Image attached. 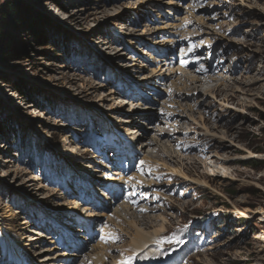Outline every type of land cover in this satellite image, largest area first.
I'll use <instances>...</instances> for the list:
<instances>
[{
    "label": "rangeland",
    "instance_id": "obj_1",
    "mask_svg": "<svg viewBox=\"0 0 264 264\" xmlns=\"http://www.w3.org/2000/svg\"><path fill=\"white\" fill-rule=\"evenodd\" d=\"M46 1L50 2L49 6H45ZM167 1L0 0V12L11 2H17L25 12L24 17L23 12L17 16L19 22L14 26H4L9 33L5 41L9 53L0 56V126L3 127L0 129V264H43L33 254L43 246L54 245L58 235L54 231L61 233L65 229L64 233L75 239V245L78 243L73 251L77 255L94 252V248L82 250L81 237H86L92 245L122 246L129 237L120 234L113 225L115 220L122 222L116 219L122 204L131 206V212L137 211L136 215H125L128 221L137 215L140 219L160 215L166 218L165 229L155 239L158 250L161 248L156 258L137 255L134 264H264V0H176L178 4L172 6L169 15ZM74 6L83 8L78 17L88 15L84 21L79 23L70 18ZM190 6L196 7L194 11ZM49 8L58 10L56 18ZM103 10L106 11L102 13ZM97 11L101 13L96 16ZM63 14L68 15L67 20L61 21ZM173 22L180 27L177 33L175 29L156 30ZM130 26L136 34L125 36V32H131ZM197 28L199 31L194 32ZM207 31L211 34L206 35ZM33 32L44 33L48 44L41 45L39 41L43 39H35ZM55 33L68 36L72 48L62 52L57 47ZM110 36L116 40L114 45H120L127 53L123 59L111 61L109 53L113 50H106L96 42L98 38L110 41ZM169 38L176 42L170 52L174 67L180 60L189 61L190 49L197 48L201 40L209 47L212 45L214 63L223 62L209 67V72L214 74L207 77L199 64V67L190 66L195 75L201 74L198 82L191 77L193 72L184 70L176 72L168 83L154 85L161 90L151 86L149 91L142 84L145 76L157 69L155 60L161 59L156 41ZM206 45L204 48L208 50ZM124 64L133 67L124 68ZM127 69L132 72H124ZM183 76L190 81L185 82ZM172 81L176 88L169 87ZM195 86L203 90L196 92L195 99H192L194 93L179 97V92L188 93ZM15 87L34 92L38 103L27 101ZM166 88L167 93L161 92ZM108 92L114 93L107 97L109 100L95 103L99 95L103 93L101 98H105ZM204 98L206 101H200L194 110H187V102L194 105ZM154 100L158 103L157 110L151 105ZM27 103L31 108L26 107ZM101 104L120 106L115 110L117 113L103 112ZM146 106L153 107L155 113L169 108L173 114L176 111L178 116L189 117L185 129L176 135L177 122L168 126L169 133L180 143L177 151L185 161L172 158L173 162L164 153L158 154L159 146L154 144L151 148L156 152L139 150L142 153L137 159L131 153L125 160L115 158L117 149L125 146L126 141L141 148L140 142L148 144L157 137L158 123L148 121L151 117L146 120L145 115H133L134 111L147 112ZM131 115L135 123L127 124L130 129L127 132L119 121ZM62 123L66 126L61 127ZM141 128L149 133L143 139L136 136L132 140L131 132ZM44 130L53 135L48 141ZM21 133H26V140L30 139L32 150L20 152L15 137ZM64 137L70 138L68 143L63 141ZM65 146L81 153L62 157L58 149ZM92 157L96 162L99 160V168L91 166ZM143 160L150 161L146 167ZM18 163L25 169L18 171L15 168ZM125 165L133 167V172L138 170L130 181L134 184L142 181L146 189L143 194L137 191L135 198L132 196L126 203L123 198L115 199L112 192L115 188L108 190L109 182H105L109 176L121 173ZM89 166L95 172L88 173ZM215 173L225 177L214 176ZM32 175L40 177V181L32 182L35 185L29 189L23 183ZM52 190L59 193L55 196ZM70 201L80 207L89 206L88 212L110 213V217L87 220L84 215L80 217L81 209H71L73 214L63 213L62 210L76 205ZM152 207L153 211L148 210ZM147 220L151 221L143 219V223ZM160 220H153L154 224L160 225ZM88 227L94 240L86 230ZM155 229L147 228L152 232ZM35 233L41 235L42 241L28 247L25 239ZM187 240L193 244L191 248L182 244ZM202 241L207 243L206 247L205 244L199 247ZM120 248H110L107 252L114 256L113 250L116 251L126 262L134 260V253L127 254V245ZM80 258L67 259L71 263L63 261L95 264L88 261L89 256ZM105 260L111 262L107 256Z\"/></svg>",
    "mask_w": 264,
    "mask_h": 264
},
{
    "label": "bare ground",
    "instance_id": "obj_2",
    "mask_svg": "<svg viewBox=\"0 0 264 264\" xmlns=\"http://www.w3.org/2000/svg\"><path fill=\"white\" fill-rule=\"evenodd\" d=\"M154 1H160V0H154ZM206 2V1H205ZM49 1H46L44 4H45V6H49ZM151 3H153L154 4V2H150V4ZM178 4V2L176 1V0H169V1H167L166 2V7H167V11H166V14L167 15H169L171 12H172V6H176ZM198 3H196L195 5H197ZM209 4V3H208ZM160 5V4H159ZM150 6H152V5H150ZM154 6H156V5H154ZM183 6V5H182ZM53 7V6H52ZM62 7V6H61ZM191 7V10L192 11H194V9L196 8H192V6H190ZM194 7V6H193ZM65 7H62V9H64ZM198 8V7H197ZM73 10H71V12H70V18L72 19V20H76V22H81V21H84L87 17H88V15H86L85 14V16H83V17H78V15H80V13L82 12V10H83V8L82 7H76V6H74V8H72ZM49 10H51V11H49V13L50 12H52L53 11V13H55V18H56V15H57V13H59L58 12V10L55 12V8L53 9V8H49ZM197 10H199V9H197ZM217 10V9H216ZM104 11H106V10H103L102 11V13L104 12ZM159 11H161L162 12V10H160V8H159ZM158 11V12H159ZM208 11V10H207ZM98 13H101V11L100 12H96L95 14H96V16H97V14ZM206 13V12H205ZM90 14H92V13H90ZM54 15V14H53ZM92 15H94V14H92ZM175 15V14H174ZM177 15V14H176ZM175 15V16H176ZM207 15H209V14H207ZM68 15H66V14H63V18H61V21L62 20H67L66 19V17H67ZM192 17H193V15H191ZM192 17L191 18H189V20H190V22L192 21ZM208 17V16H207ZM215 17V16H214ZM184 18H187V16H185ZM58 19V18H57ZM206 19V18H205ZM208 19V18H207ZM202 20V19H201ZM59 21H60V19H59ZM209 21V20H208ZM210 22V21H209ZM113 24H117V22L116 23H113ZM124 27V26H123ZM177 27H179V25H178V23L177 24H175L174 22L173 23H170V24H167L166 26H163V27H158L156 30H162V29H167V30H169V31H172V30H174L175 29V32L177 33V31H178V29L180 28H177ZM176 28H177V30H176ZM199 28V27H198ZM197 28V29H198ZM126 30V29H125ZM130 30H131V32H125V36L126 35H133V34H136L134 31H135V29L133 28V26H130ZM199 31V29L197 30V31H194V32H198ZM159 32V31H158ZM181 32V31H180ZM108 34H111V33H108ZM206 35H210L211 34V32H206L205 33ZM121 35V34H120ZM111 37V36H110ZM132 39H134V38H132ZM177 40V39H176ZM180 41V40H179ZM96 42H98V43H100V44H103V47H105L104 49H106V50H113V52H111V53H109V59L111 60V61H116V60H118V59H123L125 56H127V53L124 51V50H122V49H120V45H118V46H116V45H114V44H116L115 42H116V40L114 39V38H112L111 37V39H110V41H106L105 39H102V38H98V40L96 41ZM178 42V41H177ZM207 42H208V40H207ZM156 43H157V46H158V48H156L157 49V51H158V55H159V57H161V59H159V60H155V64H157L158 66H157V69H152L151 70V72H152V74H148L147 76H145L146 78H144V83L142 84L144 87H146L147 86V88L148 87H151V86H153V88L155 87V89H156V87L157 88H159L158 86H154L155 84H159L160 86H162V84H164L165 82H169V80H171V79H173V77L176 75L175 73L177 72H183L184 70L186 71V72H190V73H194V71L190 68V66H194V65H192L189 61H178L179 62V64H178V62H177V64H178V66L176 65V67H174L173 66V63H172V59L170 60V58H171V51H172V49H173V47H174V43H176L174 40H172L171 38H169V39H167V40H165V41H162V40H158V41H156ZM160 47H162L163 49L161 50V48ZM165 48V49H164ZM171 52V53H170ZM187 59H188V57H187ZM175 61V60H174ZM123 67L124 68H132L133 66H131V65H127V64H124L123 65ZM137 68H140V69H142V67H137ZM196 68V67H195ZM202 68H204V67H202ZM229 69V68H228ZM132 72V70L131 69H127V70H125L124 72ZM201 71L203 72V73H205V70L204 69H201ZM200 71V72H201ZM192 73V75H191V77L193 78V79H195V82H198L199 81V79H200V75H195V73L193 74ZM120 75H117V77H119ZM204 76V75H203ZM183 78H185V79H187L185 82H187V81H190V79L189 78H187V76H183ZM118 79V78H117ZM192 79V80H193ZM253 79V78H252ZM231 81V80H230ZM254 81H257V79H254ZM192 82V81H191ZM173 85L172 86H169L170 88H176L175 86H174V81H172L171 82ZM176 83V82H175ZM103 86V85H102ZM160 89V88H159ZM148 90H149V88H148ZM161 90V89H160ZM181 90V89H180ZM149 91H151V89L149 90ZM199 91H201V92H203V90H200L199 88H197V86H195V87H190V89L188 90V93H182V92H179V97L180 98H182V97H189L190 95H191V93H194L193 95H192V99H195V94H196V92H199ZM81 92L82 93H88V94H90V92H87V91H85V90H81ZM161 92H165V93H167V88L165 89V90H162ZM170 94H171V92H170ZM82 95V94H81ZM114 95V93L113 92H108V94H106L105 95V98H101L102 96H104L103 95V93H102V95L100 96L99 95V97H98V100H96L95 101V103H101V101L103 100V99H106V100H109L107 97H112ZM14 97H15V94L13 95ZM83 96V95H82ZM171 96V95H170ZM173 96V95H172ZM206 96H207V93H206ZM11 97H12V94H11ZM206 99L207 98H204L203 100H199L198 99V101H195V104L194 105H189L188 104V102H187V110H189L190 112L192 111V110H194V108H195V106L196 105H198V104H200V101L201 102H204V101H206ZM111 100V99H110ZM197 100V99H196ZM189 102H191V101H189ZM125 103H127V102H124V104ZM171 104V103H170ZM172 104H174V103H172ZM151 105H153V106H156V110H157V105H158V103H157V101L156 100H154V101H151ZM175 105V104H174ZM174 105H172V107L171 108H175L174 107ZM212 105V104H211ZM31 106V104L30 103H27V105H26V107L27 108H31L30 107ZM101 106L103 107V109L102 108H100V110H103V112H113L114 111V113H117L118 111H115V110H117V108L120 106H117V107H110L109 105H107L106 106V104H101ZM116 106V105H115ZM122 106V105H121ZM135 108V107H134ZM182 108V107H181ZM144 110H146L147 112H143V114L142 113H139L138 111H134V116H138V117H141V116H143V115H145V119L146 120H148L150 117V119L148 120V121H150V122H152V121H154V122H156V123H158L159 125V127L158 128H156L155 129V131H156V134H157V137L156 138H154V139H152L151 140V142H149L148 144L147 143H145V142H140V144L142 145L141 146V148L140 147H135V144L133 145L132 143H130V142H125V146L123 145V146H121L120 148H118L117 149V152H116V156H115V158L116 159H118V160H125L127 157H128V155L131 153L132 155H134V156H136V159L138 158V154H141L142 152H149V153H152L153 151H155V149L154 148H151V146H152V144H154V146L155 147H157V146H159V151H158V154L159 153H164L167 157H169V159H171L172 160V158L175 160V161H178L179 159H181V160H183V161H185L186 159L185 158H183L182 157V155H180L179 153H178V151H177V148H178V145L180 144V143H178L177 141H175V138L176 137H174L176 134H178L179 132H181L182 130H184L185 129V125L187 124V121L186 120H188L189 119V117L187 116V117H184V116H178L179 114L176 112V111H174V114H173V111H171V112H169V108H168V110H159L158 111V113H155L154 112V108L152 107V108H150V107H148V106H146V107H144ZM150 111V112H149ZM133 115H131L128 119H125V120H120L119 122H121V124L122 125H124L125 126V130L128 132H130V129H129V127L127 126V124L128 123H130V124H134L135 123V117H133ZM240 115V114H239ZM163 119H165V120H163ZM202 119L203 120H205L203 117H202ZM161 121H163V123H165V125H163L162 126V123H161ZM174 121H176L177 122V124H175L174 125V129H175V135H173V134H171V133H169V129H168V126H169V123H172V122H174ZM185 122V123H184ZM60 126L61 127H63V126H66V125H64L63 123L62 124H60ZM140 127V126H139ZM161 127H163V128H161ZM178 127V128H177ZM208 127V126H207ZM147 128H151L150 126L149 127H147ZM79 129V128H78ZM77 129V130H78ZM137 129V128H136ZM142 130H133V132H131V136L130 137H133L132 138V140H135V137L137 136V139L138 140H140L141 138L143 139V137H144V135H146V134H148L149 133V131H148V129H147V131L146 130H144L143 128H141ZM152 129H154V128H151V130ZM209 130H210V127L208 128ZM73 130V129H72ZM71 130V131H72ZM141 132V133H140ZM163 132H165V134L163 133ZM43 133H44V135H45V140L46 141H48V139H50V138H52L53 137V135H52V133H51V131H47V130H44L43 131ZM153 137V136H152ZM151 137V138H152ZM44 138H41V140L42 141H44L43 139ZM118 138H119V136H118ZM122 139V138H121ZM225 139H227V138H225ZM69 140H70V138L68 139V138H63V141H65V143H68L69 142ZM129 140V139H128ZM122 141H123V139H122ZM137 141V140H136ZM179 141H184V140H179ZM138 142V141H137ZM116 143V142H115ZM134 143V142H133ZM124 144V143H123ZM160 144V145H159ZM175 144V145H174ZM157 145V146H156ZM116 147H117V145H116ZM59 153L61 154V156L63 157V155H67V154H76V155H79V153H81V152H79V150H77V149H71V148H67L66 146L65 147H63V148H61V147H59ZM67 150H69V151H67ZM101 151H102V149H100ZM106 150V149H105ZM139 150H141L142 152H140ZM109 151V150H108ZM111 151H113V150H111ZM103 152V151H102ZM115 152V151H114ZM156 152V151H155ZM101 153V152H100ZM108 153V152H107ZM111 153V152H110ZM96 154V153H95ZM76 155H73L74 157H76ZM97 155V154H96ZM106 154H103V156H105ZM161 155V154H160ZM163 156V155H162ZM100 157V156H99ZM102 157V156H101ZM101 159V158H100ZM112 159H114L113 157H112ZM221 159V158H220ZM115 160V159H114ZM164 160V159H163ZM174 160H172L173 162H174ZM221 160H225V159H221ZM228 160V159H227ZM226 160V161H227ZM99 161V160H98ZM97 161V162H98ZM97 162H96V159L95 158H93L92 157V162H91V166L94 168H99V165L97 164ZM150 161H147V160H143V163H142V165L143 166H145L146 167V163H149ZM106 163V162H105ZM121 163V162H120ZM117 165V164H116ZM150 165V164H149ZM166 165V164H165ZM107 166V165H106ZM138 166H139V163H138ZM153 166H155V164H153ZM90 167V166H89ZM92 167H90L91 168V170L88 172V173H90V172H95V170H93V168ZM16 169H18V171L20 170H23V169H25V167L24 166H21V165H19V163H18V165L15 167ZM113 168V167H112ZM115 168V167H114ZM152 168H154V167H152ZM156 168V167H155ZM102 169V168H101ZM105 169H107V168H105ZM110 170V169H109ZM127 170V168H125L124 169V171H126ZM147 170V169H146ZM85 172H87L86 170H84ZM138 171V170H137ZM136 171V172H137ZM22 172H24L25 174L26 173H29V172H26V171H22ZM110 172V171H109ZM114 172V171H113ZM118 172V171H117ZM136 172H134L132 175H131V179H133L134 178V175L136 174ZM162 172V171H161ZM125 173V172H124ZM157 173H159V172H157ZM107 174H109L108 172H107ZM162 174V173H161ZM160 174V175H161ZM218 174H221V173H215V174H213L214 176H221V177H225V175H223L222 176V174L221 175H218ZM111 175H112V173H111ZM146 175V174H145ZM156 175V174H155ZM154 175V176H155ZM159 175V174H158ZM6 176V175H5ZM108 176V175H107ZM118 174L117 175H114V176H109L108 178L109 179H107V180H105V182H112V183H114L115 182V186H117V187H119V183H118ZM128 177V176H127ZM142 177H143V175H142ZM141 177V178H142ZM227 177V176H226ZM138 178V177H137ZM147 178V177H146ZM128 180H130V177H129V179ZM145 180V179H144ZM148 180V179H147ZM38 181H40V177H36V176H34V175H32V176H30V178L29 179H27L26 180V182H24L23 184L24 185H27V188H29V189H33V184L34 183H32V182H38ZM94 182L93 183H95V184H98L99 183V181L97 180H93ZM119 182L122 184V183H126L127 182V180L125 179V177H123L122 178V180H119ZM143 183V182H142ZM100 185H101V183H99ZM107 184V183H106ZM132 184H134V183H132ZM148 184H150V181L148 182ZM35 185V184H34ZM105 185V184H104ZM147 185V184H146ZM44 186L42 185L41 186V189L43 188ZM93 187V186H92ZM142 187V186H141ZM140 187V188H141ZM70 188V187H69ZM73 188V187H72ZM97 188V187H96ZM102 189V188H101ZM56 190V189H55ZM54 190V191H55ZM112 190V189H111ZM53 191V190H52ZM52 192V194L53 195H57V193H59V192ZM103 191V190H102ZM100 192V191H99ZM50 193V192H49ZM96 193V192H95ZM138 192H136V194H137ZM93 194V193H92ZM101 194V193H100ZM96 195V194H95ZM110 195V194H109ZM51 196V195H50ZM68 196V195H67ZM119 196H121V194H117V197H119ZM133 195H127V196H123L124 198H123V201L125 200V203L132 197ZM134 198H135V196H133ZM109 199V198H108ZM71 202V201H70ZM122 202V201H121ZM135 203H137V201L135 200L134 201ZM110 203V202H109ZM111 203H112V201H111ZM71 204H76L75 206L73 205V206H69V207H67V209L64 211V210H62L63 211V213H71V214H73V213H75L74 211H72L71 209H76V210H79L80 211V209H81V214H80V217H81V215L83 216H85L86 217V219L88 220V219H90V218H95V217H99V218H101V217H104V216H109L110 215V213L109 214H107V213H105V212H100V213H98V212H95V211H91V212H88V210L90 209V207L89 206H81L80 207V205L78 204V203H72L71 202ZM91 204V203H90ZM117 204V203H116ZM138 204V203H137ZM66 205V204H65ZM70 205V204H69ZM83 205V204H82ZM92 205V204H91ZM132 205V204H131ZM121 206V209L117 212V214H116V219L118 220V219H121L122 220V222L121 223H116V220L115 221H113V225H116L115 226V228L117 229V230H119V233L120 234H123V233H125V236L126 237H129V240H128V244L126 243V244H124V245H122V246H118V248H122V249H124V248H126V245H127V248H126V250L128 249V252H127V254H129V253H134V256H136L135 258H134V260L132 259V258H130V259H132V261L130 262V264L131 263H133L134 264V262L137 260V257L139 256H144V257H146V258H148V257H156V255L160 252V250H161V248H160V250H158L159 248H158V246H157V244H156V242L158 241H156L155 242V239H157L159 236V234L165 229V226H164V224H165V222H166V218L165 217H163L162 215H160V216H149L148 218H150L151 219V221L150 222H148V220H147V223L145 222V223H143V219L144 220H146V219H148V218H138V215L137 216H135V217H133V218H131V220L130 221H128V220H126L125 219V215H133V214H137V211H133L134 209H135V206L132 208V211L134 212H131V210H130V208H131V206L129 207V205H125V204H122V205H120ZM0 208H1V206H0ZM99 208V207H98ZM117 208V207H116ZM62 209V208H61ZM153 207L152 208H148V210H150V211H153ZM93 210V209H92ZM68 211V212H67ZM115 211V210H114ZM122 211H125V212H122ZM127 211V212H126ZM70 214V215H71ZM111 214H112V212H111ZM135 214V215H136ZM11 216V215H10ZM68 217V216H67ZM110 217V216H109ZM65 218H66V216H65ZM96 218V219H97ZM102 219V218H101ZM159 219H161L160 220V222H161V224L160 225H156V224H154V222L155 221H153V220H159ZM68 220H73V219H71V218H68ZM79 221V220H78ZM91 221V220H90ZM71 222V221H70ZM93 222V221H92ZM103 223V222H102ZM23 224H25V223H23ZM78 224V223H77ZM80 224V223H79ZM95 224V223H94ZM124 225H126V226H124ZM74 226H75V224H74ZM83 226V225H82ZM91 226V225H90ZM98 226V225H97ZM97 226H95V227H97ZM85 227V226H84ZM155 227H157V229H155V231L154 232H152V231H148L147 230V228H155ZM76 228V227H75ZM89 228V227H88ZM103 228V227H102ZM105 228V227H104ZM97 229V228H96ZM113 229V228H112ZM83 230V229H82ZM87 230V229H86ZM86 230H84V231H86ZM209 230V229H208ZM81 231V230H80ZM115 231V230H114ZM33 232V231H32ZM77 232V231H76ZM108 232V231H107ZM92 233H93V231H92ZM91 233V234H92ZM97 233V232H96ZM109 233V232H108ZM118 233V232H117ZM36 234L37 233H35V236L34 235H32L33 237H29L28 239H25V244H27V246L28 247H34L35 246V244H38V242H41L42 241V237H40L41 235H37L36 236ZM104 234V233H103ZM96 235V234H95ZM213 235V234H212ZM79 236V235H78ZM112 236V235H111ZM119 236V235H118ZM156 236H158V237H156ZM91 238H93V237H95V236H90ZM215 237V236H214ZM213 237V238H214ZM218 237V236H217ZM221 237H223V236H221ZM24 238V237H23ZM78 238V237H77ZM84 241H86L87 240V238L86 237H81ZM4 239H7V238H5L4 237ZM80 239V238H79ZM102 240V239H101ZM117 240V239H116ZM64 241H65V243H61L60 245H62L63 247H65V246H68V248H66V250H59V249H56L57 248V244L53 241V243H54V245H51V246H49V245H47V246H43V248L41 249V250H38L37 252H35L34 254H33V256L35 255V256H37V257H39L38 258V261L39 262H43V264H65L64 263V261H63V259H65V261H67V259H69V258H71V257H73V256H77V258H80V260L81 259H83V257H88L89 256V258H88V261H93V262H95V264H122L121 262L123 261L122 259H123V256L120 254L119 255V253H117L116 251H114L113 250V252L114 253H116L114 256H111L107 251L110 249V248H114L115 247V250L117 249L118 250V248H116L117 246H110V247H108V246H105L104 244L103 245H98V244H100V243H95V245L93 244L92 245V247H91V249H93L94 248V252L93 253H90V251H88V252H86L85 254H87L86 256L84 255V256H82L81 254H78L77 255V253H75V252H73V251H76L77 250V248H78V246H77V244L78 243H76V245H75V239H72V238H65L64 239ZM78 241V240H77ZM81 241V240H80ZM50 242H52V239H51V241ZM104 243V242H103ZM49 244V243H48ZM19 243L18 244H16V247L19 249ZM59 248V247H58ZM120 248V249H121ZM212 248V247H211ZM210 248V249H211ZM57 250L56 252H53V253H50V252H52V251H54V250ZM141 251H143L142 253H140ZM42 253H46V254H44V255H42V256H38V255H40V254H42ZM164 254V253H163ZM12 255V254H11ZM138 255V256H137ZM19 256V255H18ZM109 257V258H111V262H108V261H106L105 260V257ZM162 256V255H161ZM138 257V258H139ZM144 257H142V258H144ZM6 258H8V254H7V251H6ZM145 258V259H146ZM17 259V258H16ZM160 259V258H159ZM78 260V259H77ZM154 260H156V259H154ZM58 261V262H57ZM150 261V260H149ZM157 261V260H156ZM85 263H87V262H85ZM137 263H138V261H137ZM153 263V262H152ZM76 264V263H75Z\"/></svg>",
    "mask_w": 264,
    "mask_h": 264
},
{
    "label": "trees",
    "instance_id": "obj_3",
    "mask_svg": "<svg viewBox=\"0 0 264 264\" xmlns=\"http://www.w3.org/2000/svg\"><path fill=\"white\" fill-rule=\"evenodd\" d=\"M21 12H23L22 17H24V9H22V6L17 4V2H11L6 8H4L1 12H0V56L4 55L5 52L6 54L9 53V50H7L5 41L6 39H8L7 37H9V33L7 32L6 28L4 27L5 25H11L14 26L15 23H18L19 20L17 18V16H19V14H21ZM52 29V28H50ZM53 30V29H52ZM33 34L35 35V39H39L42 38V41H39V43L41 45H46L48 44L47 42L44 41L45 39V34L43 33H35L33 32ZM56 38L58 39L57 41V47L61 48L60 50L62 52L65 51V48H72L70 46H72V42L70 40V38L64 34L61 33H55ZM15 90L23 97H25V99L27 101H29L30 103H33L34 105L37 104V99H36V94L34 92H29V90L27 88H22V87H15ZM50 100V98H49ZM1 130H3V127L0 126ZM0 130V131H1ZM26 133H21L19 136L15 137V142L17 144V146L19 147V150L21 153H23L24 151H29L32 150V143L30 142V139L26 140L25 139ZM32 139V138H31ZM251 166V165H250Z\"/></svg>",
    "mask_w": 264,
    "mask_h": 264
},
{
    "label": "built area",
    "instance_id": "obj_4",
    "mask_svg": "<svg viewBox=\"0 0 264 264\" xmlns=\"http://www.w3.org/2000/svg\"><path fill=\"white\" fill-rule=\"evenodd\" d=\"M221 59H222V58H221ZM216 65H220V61H219V60H217ZM217 68H220V67H217ZM220 69H221V68H220ZM223 70H224V67H223Z\"/></svg>",
    "mask_w": 264,
    "mask_h": 264
},
{
    "label": "snow or ice",
    "instance_id": "obj_5",
    "mask_svg": "<svg viewBox=\"0 0 264 264\" xmlns=\"http://www.w3.org/2000/svg\"><path fill=\"white\" fill-rule=\"evenodd\" d=\"M191 50V49H190Z\"/></svg>",
    "mask_w": 264,
    "mask_h": 264
},
{
    "label": "water",
    "instance_id": "obj_6",
    "mask_svg": "<svg viewBox=\"0 0 264 264\" xmlns=\"http://www.w3.org/2000/svg\"><path fill=\"white\" fill-rule=\"evenodd\" d=\"M55 233V232H54Z\"/></svg>",
    "mask_w": 264,
    "mask_h": 264
}]
</instances>
